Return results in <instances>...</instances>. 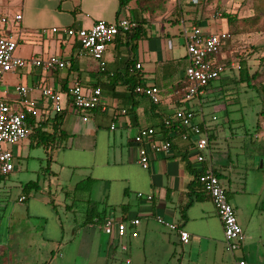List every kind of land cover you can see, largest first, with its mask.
I'll use <instances>...</instances> for the list:
<instances>
[{
  "label": "crops",
  "instance_id": "1",
  "mask_svg": "<svg viewBox=\"0 0 264 264\" xmlns=\"http://www.w3.org/2000/svg\"><path fill=\"white\" fill-rule=\"evenodd\" d=\"M120 1L0 0L1 16L9 19L20 16L18 21H11L0 29V35L15 37V42L28 49L26 53L19 50L20 58L54 56L63 63L52 72L28 66L18 69L10 74L16 78L13 85H0L1 101L17 107L20 104L15 88L27 89L25 98L37 114L27 118V122L32 123H28L30 132L45 120L47 124L42 131L49 134L53 131L54 114L49 103L40 97L41 88L61 94L73 85L84 91L99 88L106 108L104 112H90L89 120L83 123L77 113L64 104L56 131L42 146L48 159L40 172L41 182L32 180L26 167L22 172L18 163L13 164L8 174H0V258H21L24 264H39L55 255L60 257L59 251L64 252V228L58 216L70 213L79 215L77 221L72 219L73 236L79 231L86 232L80 236L76 250L83 253L92 246L102 264H237L239 261L264 264V116H259L261 108L255 111L251 107L244 108L246 121L242 117L228 120L227 111L218 100L222 99V91H233L237 76H220L217 86H213L212 81L201 95L186 101L182 99V74L186 66L183 30L196 26L205 35L227 32L224 19L220 18L224 25L222 30V24L217 25V19L212 17L214 4H203L204 0H197L198 5L193 0H169L154 18L140 13L135 0H123L122 4ZM126 18L139 25L141 36L135 40L115 36L105 46V66L103 71L98 68L99 72L92 70L94 66L87 62L89 56L81 50L78 40L64 33L68 29H89L96 21L115 23ZM245 25L246 21L237 23L234 37L243 33ZM52 28L56 32L52 33ZM232 38L230 36L221 49L230 44ZM220 53L215 56L218 63L222 60ZM136 64L138 69L134 68ZM134 74L137 83L159 89V104L152 106L139 96L129 98L123 84ZM213 87H218V93L207 92ZM239 92L237 97L245 96V102L250 101L251 105L254 99L259 105L256 93L251 96L242 87ZM177 108L190 109L194 122L204 130L207 143L201 152V162L195 160L193 138L181 140L173 132L162 133L161 119L172 116ZM235 111L242 115L241 108ZM246 122L252 129L248 135L244 131ZM110 123H114L113 130L108 129ZM219 127L220 130L238 128L237 131L241 129L243 133L230 131L229 136L217 135ZM142 128L154 129V142H169L167 151L150 155L147 170L137 165V146L132 142L135 131ZM245 137L247 142H244ZM25 140L27 146L32 147L44 139L32 133ZM145 147L148 149L147 145ZM21 150L22 146L11 147L12 161L19 158ZM51 152L56 155L55 160ZM52 161L66 166L70 173L77 171L79 179L68 189H57L52 185L58 182L56 173L50 169ZM205 170H210L218 179L245 235L241 248L234 253L225 251L220 222L196 181ZM29 182H35L36 187H25ZM77 184H81L82 189H76ZM39 191L46 195L41 201L35 199ZM145 196L151 199L147 201ZM20 197L23 199L18 201ZM89 204L96 206L101 221L88 212ZM52 213L56 216L58 213L57 218ZM89 216L93 218L86 223ZM157 217L186 232L187 243L179 241L176 231L157 224ZM107 218L123 222L137 219L138 225L126 224L122 237L107 236L101 229ZM30 219H43L40 232L30 225ZM94 227L96 235L88 234ZM45 231L47 235L43 237ZM21 263L15 261V264Z\"/></svg>",
  "mask_w": 264,
  "mask_h": 264
},
{
  "label": "built area",
  "instance_id": "2",
  "mask_svg": "<svg viewBox=\"0 0 264 264\" xmlns=\"http://www.w3.org/2000/svg\"><path fill=\"white\" fill-rule=\"evenodd\" d=\"M197 0H193L196 3ZM218 18L217 14L212 16ZM20 16H13L12 19L0 15V27H4L8 23L16 22ZM136 27V23L130 19H120L115 23H105L96 21L89 29H68L64 33L67 36L75 37L78 40L81 50L89 57L97 62L100 71H103L105 61L103 60V52L105 46L109 44L115 36L123 35L131 32ZM51 32H56L55 28ZM230 38L227 32H219L212 34H203L196 26L185 28L182 32V39L186 53V66L183 69V80L186 86L183 89V100H189L195 96L202 94L208 83L217 80L223 72V66L218 63L215 56L220 52L223 43ZM16 47V42L11 36L0 35V77L7 73H14L16 70L30 67L41 72H52L60 69L63 63L54 56L46 58H31L27 61L15 58L12 52ZM232 66V65H231ZM233 67V66H232ZM135 69L139 65L134 66ZM238 69V67H236ZM15 92L19 97L20 107L11 106L0 99V174L6 175L13 169L11 151L6 148L8 145L15 144L25 140L30 128L27 118L37 116L35 109L27 101V89L22 86L15 88ZM133 92L145 97L151 104L157 105L160 102V91L153 85H137ZM41 98L45 99L53 114H59L64 110V104L72 109L80 117L83 123L89 120L90 112L99 110L105 111V105L101 101V92L99 88H92L84 91L80 86L73 85L68 88L65 94L56 92L50 88H41L39 90ZM123 113V111H121ZM164 128H168L173 124L181 126L183 131L180 133L181 140L194 139V150L197 152L195 160L201 162L203 156L201 152L206 148L207 137L203 128L194 122V113L188 108H177L172 116L161 119ZM115 128L114 123H110L109 130ZM172 133V131H170ZM155 131L152 128L137 129L132 136V142L137 146V165L147 170L149 166V157L151 154L165 152L169 149V142H154ZM5 146V147H2ZM147 145V148L145 147ZM196 181L200 184L202 191L208 197L213 207L214 213L220 222L224 249L226 252L234 253L241 248L245 235L236 222L233 208L229 205L225 191L220 185L216 176L210 171L201 172ZM141 197V194H136ZM147 201L150 196L144 197ZM20 197L18 201H21ZM157 224L164 226L168 230L176 231L178 239L185 244L188 240V234L184 231L177 230L176 227L167 223L161 218H156ZM126 224L129 226H137L138 220L131 219L127 222L107 218L102 222V232L107 235H116L122 237ZM123 250L124 247H121ZM129 264V263H126ZM237 264H244L239 261Z\"/></svg>",
  "mask_w": 264,
  "mask_h": 264
},
{
  "label": "rangeland",
  "instance_id": "3",
  "mask_svg": "<svg viewBox=\"0 0 264 264\" xmlns=\"http://www.w3.org/2000/svg\"><path fill=\"white\" fill-rule=\"evenodd\" d=\"M202 3H205L207 5L209 4H214V7H212V16H215L217 14L220 16L221 13H227L231 14L235 17H241L242 19L239 20L240 22L246 21L247 25H245V28H243V33L240 36L234 37L235 34H233V31L237 29V24H235L231 29H226V31L233 36L231 43L221 49V65L223 66V72L221 73V78H224L226 76H237V65L240 60H244L247 64L249 72H251V69L253 70L255 65L257 64V56L258 55H263L264 56V0H204ZM121 17L124 18L125 16L121 14ZM217 19L215 22L217 25L220 26V24L223 23L222 20H220V17L215 18ZM248 20V21H247ZM238 21V22H239ZM239 22V23H240ZM10 25V23H9ZM2 27H0L1 29ZM220 29H224V25L222 24ZM13 40H16L15 37H12ZM19 50H21L23 53L28 52V49L26 47H23L20 45V42L16 41V47L14 51L12 52V56L15 58H19L22 60L27 61L28 58H20L19 56ZM88 63L92 64L94 68L92 70L98 71V65L95 60H93L91 57L86 59ZM220 60V59H219ZM233 67H231V65ZM13 73H7L4 74L0 77V85L3 87L5 86H11L15 83L16 78L13 77ZM218 81L213 82V86H217ZM244 84L241 85H235L233 84V88L231 89L233 91H222L220 95L222 96V99H219L220 101V106L226 109L227 111V118L228 120H234L236 118L242 117L246 121L245 118V113H244V108H250L252 111H255L256 109L261 108L259 105H257L256 100L251 99L254 103L251 105V102H245V96L239 95L237 97V93H240V87H243ZM219 89L218 87H213L210 90H207V92H215L218 93ZM250 92V91H247ZM251 96H255V92L251 91ZM251 105V106H250ZM253 106V107H252ZM241 108L242 109V115H240L237 111V109ZM258 109V110H259ZM222 116V115H221ZM77 122L80 123L79 120ZM143 125H145L144 122H141ZM81 124V123H80ZM244 131L245 133L251 134L252 129L247 125V122L244 123ZM238 128H232L228 130L227 128L220 130V127L218 128V132L216 131L217 135H223L229 136V132L231 131L232 134L234 132L236 133H243V130L237 131ZM247 137V136H246ZM244 138V142L248 141V138ZM28 141L27 140H22L19 141L15 144L8 145L6 146L7 149H11V147L16 146L20 147L22 146L21 154L19 158L14 159L12 162L14 165L16 163L21 165V170L22 172L26 171L28 172V175H31V179L35 180L37 179L38 182H41L42 176V168L45 167V164L48 159V154L46 153V150H44L43 147L40 145H34L32 147L27 146ZM247 145V143H246ZM263 145V144H260ZM223 146V144H222ZM2 147H5L2 145ZM52 155L53 160H55V154L54 152L50 153ZM258 158L256 159L257 162ZM25 165V166H24ZM50 169L51 171L56 173V176L58 177V182H52L53 186L56 187L57 189H68L71 187L78 179L77 177V171L75 173H70V169L67 168L64 165H57L53 161L50 164ZM44 171V170H43ZM41 172V173H40ZM70 177V179L68 178ZM50 179H52L50 177ZM222 183V182H221ZM56 185V186H55ZM45 194L42 192H36L35 193V199L36 200H42L45 198ZM39 201V202H40ZM229 205L232 207V204L229 202ZM55 218L57 216L52 213ZM79 215L72 216L70 213H65V215H61L59 213V221L62 223L63 228H64V234H63V246H64V252L61 249L58 254H60V257L58 255L53 256L49 260H45V262H41L39 264H102L99 259H97L95 256L94 249L90 245L88 246L89 249L87 248L83 253H79L78 250H76V246L79 247L80 244L78 243V240L81 238L80 236L85 235V231H79L75 235V237L72 234V228L73 227V221L72 219L78 220ZM50 217H48L49 220ZM43 219H30V225L37 231L40 232L39 226L42 225ZM49 233L52 235V227L51 223L49 220ZM264 232V228H263ZM88 234H92L93 236L96 235L97 230L94 227L93 229H90ZM47 232H43L42 236H46ZM97 259V260H96ZM15 261H18L21 264H24V260L21 258H15L14 260L12 259H7L5 258H0V264H15Z\"/></svg>",
  "mask_w": 264,
  "mask_h": 264
},
{
  "label": "trees",
  "instance_id": "4",
  "mask_svg": "<svg viewBox=\"0 0 264 264\" xmlns=\"http://www.w3.org/2000/svg\"><path fill=\"white\" fill-rule=\"evenodd\" d=\"M168 2H169V0H135V5H136V8L139 10L140 13H146L149 18H152V17L154 18L164 10V8ZM122 3H123V0L120 1V4H122ZM196 4L198 5L200 3H196ZM203 4H205V3H203ZM220 18L224 19V21L227 25V29L228 28L231 29L240 20V19H236L235 16H233L231 14H227V13H221ZM235 32H236V30L233 31V34H235ZM123 36L127 37L128 40L131 38H134V40L139 38L141 36L139 25H137L131 32L123 34ZM256 60H257V64L251 72H249L247 64L244 60H240L238 62L237 80H236V82H234V84L235 85L244 84V86L242 87V88H244V90L250 91V92L254 91L257 94V96L259 97L258 104L261 107V110L259 111V116L262 117V116H264V56L258 55ZM127 63H128V61H127ZM136 77L137 76L135 74L130 76L129 77L130 80L125 81L123 86H125V89L129 95V98H133V96H139V97L146 99L145 97L138 95V94L133 92V89L135 86L141 85V84L137 83V81L135 79ZM129 81H132V82H129ZM209 84L210 83L207 84V86L204 88V90L209 86ZM182 85L183 86L181 88L184 89V87L186 86V82L184 80H183ZM148 103L150 105L154 106L149 101H148ZM62 115H63V112H61L59 114H54L53 118L51 119L52 120L51 125H52L53 131L50 134L46 133L45 131H42V128L45 127L47 124V120L42 122L40 124V127L31 128V132L29 133V135L32 133H35V134L39 135L40 138L44 139L42 143L38 142L37 145H40L42 147V146H45V144L49 142V140L51 138L50 136L52 133L54 134V131H56V129L60 123V120L62 118ZM27 123H29V122H27ZM31 124L32 123H29V125H31ZM160 128L163 129L162 130L163 134H166V133L172 131L174 136H177L179 138H180V133L183 131L181 126L178 124H173L172 126H170L168 128H164L163 125L160 123ZM39 141H41V139H39ZM79 183H82V182H79ZM25 187L35 188L36 183L35 182H29V183L25 184ZM80 187L82 189L81 184L76 185V189H80ZM89 206L90 207H89L88 212L91 211L93 213V216H95L97 218V221L98 222L101 221L102 217H101V214H98L96 212V206L94 204H89ZM93 216L91 218H93ZM91 218H90V216L87 217L86 223L90 222Z\"/></svg>",
  "mask_w": 264,
  "mask_h": 264
}]
</instances>
